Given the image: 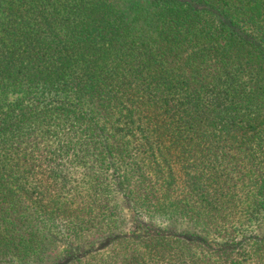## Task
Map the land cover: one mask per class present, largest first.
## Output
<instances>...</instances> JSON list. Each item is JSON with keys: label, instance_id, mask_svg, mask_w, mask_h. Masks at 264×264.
<instances>
[{"label": "trees", "instance_id": "trees-1", "mask_svg": "<svg viewBox=\"0 0 264 264\" xmlns=\"http://www.w3.org/2000/svg\"><path fill=\"white\" fill-rule=\"evenodd\" d=\"M263 220L264 0H0V264H264Z\"/></svg>", "mask_w": 264, "mask_h": 264}, {"label": "rangeland", "instance_id": "rangeland-1", "mask_svg": "<svg viewBox=\"0 0 264 264\" xmlns=\"http://www.w3.org/2000/svg\"><path fill=\"white\" fill-rule=\"evenodd\" d=\"M119 203L121 205V220L122 223L120 225V231L122 233H129L131 231H135L139 229V225H137V220L133 217L132 213L130 212L128 206H126L123 202V199L119 197ZM154 227L161 228L165 231H173L177 233L192 231L193 229L190 227L189 224H184L180 222H169V223H158L153 222ZM254 229V228H253ZM256 233L264 232V220L256 224L255 227ZM62 236H57L56 239L53 241H47V248L45 252L41 254V259L39 258L33 262L32 264H52L54 260L59 257L63 256L67 253L70 249V246L66 244L62 240ZM213 243H220L219 240L216 238H209ZM215 239V240H213ZM73 250V249H72Z\"/></svg>", "mask_w": 264, "mask_h": 264}]
</instances>
